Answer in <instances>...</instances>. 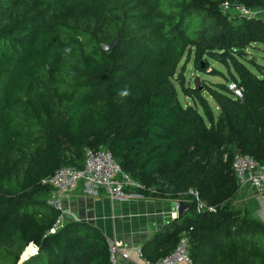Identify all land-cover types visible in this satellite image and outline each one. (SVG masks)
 <instances>
[{
	"label": "trees",
	"instance_id": "trees-1",
	"mask_svg": "<svg viewBox=\"0 0 264 264\" xmlns=\"http://www.w3.org/2000/svg\"><path fill=\"white\" fill-rule=\"evenodd\" d=\"M223 1L0 0V264H110L99 228L55 226L41 182L100 146L143 185L135 191L190 207L140 245L147 259L185 231L193 264H264V222L234 205L232 171L237 152L264 164V65L247 58L264 44V20L223 14ZM190 59L210 75L223 73L207 72L209 60L225 65L241 96L228 81L185 86ZM190 189L215 211L197 212Z\"/></svg>",
	"mask_w": 264,
	"mask_h": 264
},
{
	"label": "built area",
	"instance_id": "built-area-1",
	"mask_svg": "<svg viewBox=\"0 0 264 264\" xmlns=\"http://www.w3.org/2000/svg\"><path fill=\"white\" fill-rule=\"evenodd\" d=\"M219 8L223 14H229L233 11V16L238 18L264 20V6L248 8L236 1L224 0ZM229 89L237 96H241V91L233 82L229 83ZM232 171L239 190L253 189L259 193L264 192V164L258 163L252 156L237 152L232 161ZM41 182L51 187L47 204L60 211L55 226H60L65 219L63 212L66 210L63 208L62 200L74 192L79 182L83 183L86 193L93 194L97 188L101 187L109 197L121 199L133 198L136 195L135 189L143 188L141 183L133 180L121 170L112 153L103 146L97 149L84 148L82 168L61 166L52 175L42 179ZM188 193L195 197L197 212L215 211L213 206H208L200 200L196 191L190 189ZM106 242L110 264H121L122 260H130L132 255L139 259L138 264H193L188 253V238L185 231L181 233L175 248L155 261H151L143 255L140 245L127 246L115 235L106 237ZM34 250L36 251L35 248Z\"/></svg>",
	"mask_w": 264,
	"mask_h": 264
},
{
	"label": "crops",
	"instance_id": "crops-1",
	"mask_svg": "<svg viewBox=\"0 0 264 264\" xmlns=\"http://www.w3.org/2000/svg\"><path fill=\"white\" fill-rule=\"evenodd\" d=\"M134 193L133 198H111L99 187L90 194L84 191L83 183L79 182L74 192L62 200V205L75 221L86 220L99 228L105 237L115 235L127 246L141 245L163 225L178 218L177 201L181 200L144 196L137 191ZM30 245L33 247V244ZM138 261L132 255L130 260H122L121 264H138Z\"/></svg>",
	"mask_w": 264,
	"mask_h": 264
},
{
	"label": "rangeland",
	"instance_id": "rangeland-1",
	"mask_svg": "<svg viewBox=\"0 0 264 264\" xmlns=\"http://www.w3.org/2000/svg\"><path fill=\"white\" fill-rule=\"evenodd\" d=\"M230 16H233L234 12H229ZM247 58L248 59H255L261 65H264V44L256 43L255 47L247 49ZM183 59L181 60L179 66H181ZM179 66L177 69V73L179 72ZM217 68L219 69L223 75H210L204 72L196 71V67L194 66L192 59L186 63L184 78H185V86L193 87L196 82H199L202 86L200 91L203 90L204 87L211 86L215 87L217 84L226 83L228 80L225 78L226 74L228 73L227 68L225 65L221 63H217L213 60H209V66L207 68V72L210 71V68ZM176 84L178 90V98L182 105H193L194 101L186 97L183 92L179 89L177 83ZM229 81L227 82V87L229 89ZM204 85V87H203ZM205 98L207 99L211 108H213L214 112L216 113V106L213 99L209 96L207 92L203 93ZM199 111L200 108H198ZM234 205L237 208H242L247 211L250 216L256 217L264 222V192L259 193L257 191H253L251 189H243L239 190L238 194L234 200Z\"/></svg>",
	"mask_w": 264,
	"mask_h": 264
},
{
	"label": "water",
	"instance_id": "water-1",
	"mask_svg": "<svg viewBox=\"0 0 264 264\" xmlns=\"http://www.w3.org/2000/svg\"><path fill=\"white\" fill-rule=\"evenodd\" d=\"M116 41H117V37L112 39L108 44H101L102 51H104V52L110 51L114 47ZM195 86H197L199 89H201V86H200L199 82H196ZM189 209L190 208H189L188 205H184L181 201H177V217L178 218H180L184 214H186ZM63 216H64V218L66 220H69V221H74L75 220L74 216L71 213L67 212V211L63 212ZM35 252L36 251L34 250V248H32L31 245L27 246L25 248L24 252L22 253L20 262L25 260L27 257L33 255Z\"/></svg>",
	"mask_w": 264,
	"mask_h": 264
},
{
	"label": "bare ground",
	"instance_id": "bare-ground-1",
	"mask_svg": "<svg viewBox=\"0 0 264 264\" xmlns=\"http://www.w3.org/2000/svg\"><path fill=\"white\" fill-rule=\"evenodd\" d=\"M33 248V247H32Z\"/></svg>",
	"mask_w": 264,
	"mask_h": 264
}]
</instances>
